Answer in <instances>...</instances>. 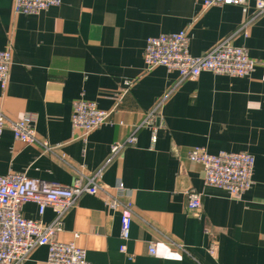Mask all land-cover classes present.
<instances>
[{
	"label": "crops",
	"instance_id": "crops-1",
	"mask_svg": "<svg viewBox=\"0 0 264 264\" xmlns=\"http://www.w3.org/2000/svg\"><path fill=\"white\" fill-rule=\"evenodd\" d=\"M204 0H62L37 14L16 13L14 0H0V49L11 47L0 109L11 119L34 116L37 135L53 145L44 151L5 128L0 138V174L70 184L83 169L101 180L124 183L120 197L132 201L130 235L121 238L120 210L98 195L84 194L63 219L57 234L74 241L96 264H264V13L247 6L204 7ZM249 21L247 33L240 30ZM187 30L189 51L202 55L234 35L257 60L244 77L203 71L181 79L159 65L146 68L149 36ZM132 85L125 93V81ZM87 99L111 111L109 121L87 136L74 129V102ZM154 130L141 126L151 111ZM136 133L135 144L112 156L111 147ZM202 146L209 153L247 151L255 157L253 185L241 199L207 185L202 164L189 158ZM202 194L200 216L187 208L186 191ZM27 218L51 223L55 211L40 214L23 205ZM219 243L216 257L208 252ZM155 243L156 253L149 247ZM126 245L124 251L122 245ZM39 246L21 264H46Z\"/></svg>",
	"mask_w": 264,
	"mask_h": 264
},
{
	"label": "built area",
	"instance_id": "built-area-1",
	"mask_svg": "<svg viewBox=\"0 0 264 264\" xmlns=\"http://www.w3.org/2000/svg\"><path fill=\"white\" fill-rule=\"evenodd\" d=\"M255 6V15L264 13V0H204V7L223 4L247 6L249 2ZM62 0H14L16 13L37 14L53 6L61 4ZM245 22L240 30L247 33ZM233 36H228L202 55H192L189 51L190 36L187 30L147 38L144 61L148 70L162 65L169 71H177L181 79H196L203 71L215 74L244 77L250 75L257 60L250 57L245 46L236 45ZM12 65V49H0V85L7 88ZM125 81L122 93L132 85ZM151 111L145 115L138 125L149 126L154 130L152 141L157 140L155 121L159 116ZM111 111L98 107L97 103L87 99L74 102L71 115L74 129L82 131L85 137L94 129L107 123ZM34 116L26 113L21 119L14 120L6 116L0 109V138L5 128L12 130L14 137L26 143H38L44 151L54 152V146L37 135L34 127ZM136 133H132L123 142H116L111 147L112 156L116 155L125 145L135 144ZM189 158L202 164L204 181L207 185L225 189L229 196L241 199L253 185L255 157L247 151H220L209 153L205 147L195 146L189 152ZM101 171L90 174L78 170L77 176L70 184L48 181L31 177L25 172H9L0 174V264H21L39 246L48 247L46 264H96L86 257V250L74 241H61L57 234L63 229L65 213L72 208L79 197L84 194L98 195L104 204L121 213V238L127 240L130 235L134 216L132 201H124L120 197L126 192L124 183L114 186L101 180ZM187 208L195 216H200L202 194L194 189L186 192ZM35 202L40 214L51 207L56 215L51 223L27 218L22 208L26 202ZM126 245L121 246L124 251ZM152 254L156 253L155 243L149 247ZM219 243L213 239L208 252L216 257Z\"/></svg>",
	"mask_w": 264,
	"mask_h": 264
}]
</instances>
